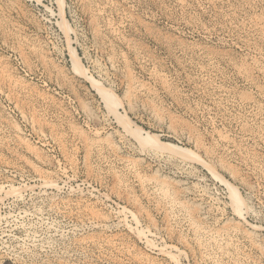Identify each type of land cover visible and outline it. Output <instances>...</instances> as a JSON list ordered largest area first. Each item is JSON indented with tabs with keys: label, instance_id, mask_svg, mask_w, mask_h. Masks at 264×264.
<instances>
[{
	"label": "rangeland",
	"instance_id": "374dc122",
	"mask_svg": "<svg viewBox=\"0 0 264 264\" xmlns=\"http://www.w3.org/2000/svg\"><path fill=\"white\" fill-rule=\"evenodd\" d=\"M0 264H264V0H0Z\"/></svg>",
	"mask_w": 264,
	"mask_h": 264
},
{
	"label": "bare ground",
	"instance_id": "6f19581e",
	"mask_svg": "<svg viewBox=\"0 0 264 264\" xmlns=\"http://www.w3.org/2000/svg\"><path fill=\"white\" fill-rule=\"evenodd\" d=\"M98 92H99L100 96L102 97L103 101L105 102L106 106L108 108L109 107L110 108H114V104H113L112 100L108 96H106L105 93L102 90L98 89Z\"/></svg>",
	"mask_w": 264,
	"mask_h": 264
}]
</instances>
